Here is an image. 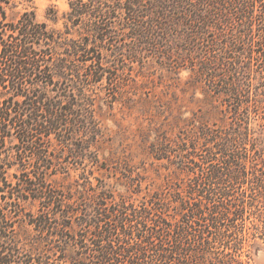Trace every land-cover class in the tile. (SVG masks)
I'll list each match as a JSON object with an SVG mask.
<instances>
[{"label":"rangeland","instance_id":"rangeland-1","mask_svg":"<svg viewBox=\"0 0 264 264\" xmlns=\"http://www.w3.org/2000/svg\"><path fill=\"white\" fill-rule=\"evenodd\" d=\"M70 1L11 0L8 13L16 19L34 10L50 28H65L51 22L49 9L62 15ZM126 15L118 19L120 39L103 42L109 78L93 86L103 167L89 164L85 175L82 167L70 168L54 182L89 200L93 186L114 197L109 205L126 202L127 232L134 235H125L121 252L148 250V236L161 243L164 264H264V64L257 21L239 28L233 18L205 34L153 28L141 39ZM132 47L154 56L132 61ZM202 61L210 62L215 85L195 72ZM115 76L118 85L111 83ZM224 82L235 83L233 96Z\"/></svg>","mask_w":264,"mask_h":264},{"label":"trees","instance_id":"trees-1","mask_svg":"<svg viewBox=\"0 0 264 264\" xmlns=\"http://www.w3.org/2000/svg\"><path fill=\"white\" fill-rule=\"evenodd\" d=\"M10 3L0 0V264H164L161 243L148 236V250H118L125 235H134L127 232L131 219L125 201L109 205L114 197L93 186L89 200L82 191L54 182L70 168L82 167L85 175L91 173L89 164L92 170L103 167L100 127L91 109L93 86L109 78L102 66L103 42L120 39L116 28L123 20L118 19L126 14L127 25L141 39L153 28L205 34L237 18L239 28H253L257 21L264 64V0H71L62 15L54 6L49 9L51 22L62 21L65 28H50L34 10L12 19ZM83 24L91 28H72ZM152 56L132 47L129 57L143 62ZM200 63L195 72L215 85L210 62ZM117 78L111 83L118 85ZM222 88L231 96L238 90L234 82Z\"/></svg>","mask_w":264,"mask_h":264}]
</instances>
